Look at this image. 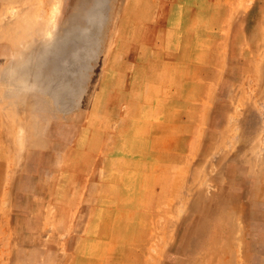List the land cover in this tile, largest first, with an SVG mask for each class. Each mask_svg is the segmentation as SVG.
I'll return each instance as SVG.
<instances>
[{"label": "rangeland", "instance_id": "374dc122", "mask_svg": "<svg viewBox=\"0 0 264 264\" xmlns=\"http://www.w3.org/2000/svg\"><path fill=\"white\" fill-rule=\"evenodd\" d=\"M0 264H264V0H0Z\"/></svg>", "mask_w": 264, "mask_h": 264}]
</instances>
